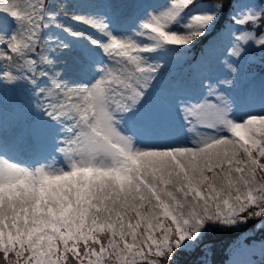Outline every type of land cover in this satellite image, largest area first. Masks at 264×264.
Returning a JSON list of instances; mask_svg holds the SVG:
<instances>
[{"label":"snow or ice","instance_id":"1","mask_svg":"<svg viewBox=\"0 0 264 264\" xmlns=\"http://www.w3.org/2000/svg\"><path fill=\"white\" fill-rule=\"evenodd\" d=\"M213 229L264 264V0H0V264H211Z\"/></svg>","mask_w":264,"mask_h":264},{"label":"trees","instance_id":"2","mask_svg":"<svg viewBox=\"0 0 264 264\" xmlns=\"http://www.w3.org/2000/svg\"><path fill=\"white\" fill-rule=\"evenodd\" d=\"M222 18V22H223ZM248 229L254 228V222H250L247 226ZM210 233L212 241L215 240L214 243L208 242L210 239ZM206 242L208 243V247L213 249L212 254H209V258L211 260V264H226L227 261L230 259V255L233 253L234 249L236 248V245L233 244V241L237 238V232L235 231H227V230H217L213 229L207 234ZM188 251H185L183 254H181L178 258L180 261L182 256H184ZM196 257H199L200 254L197 252L195 254ZM201 257V256H200ZM202 258V257H201ZM214 261V262H213ZM190 263H194V260H191ZM173 264H182V262H173ZM184 264H189L188 262H185Z\"/></svg>","mask_w":264,"mask_h":264},{"label":"rangeland","instance_id":"3","mask_svg":"<svg viewBox=\"0 0 264 264\" xmlns=\"http://www.w3.org/2000/svg\"><path fill=\"white\" fill-rule=\"evenodd\" d=\"M97 10L101 11V12H107L108 11L107 8H105L103 5L99 6V8ZM109 15H111V13H109ZM66 23L72 24V22L70 20L66 21ZM73 26H75V25H73ZM65 59H66L67 65L69 66V74L71 75L72 74L71 73V66L73 64L72 54L67 55ZM208 242H212V243L215 242V240L212 241L211 233H210V239L208 240ZM204 244L208 245L206 240L201 245V248H203ZM196 253L197 252L188 251L184 256L181 257L182 259L180 261L178 260L179 257H177L174 259V262L176 263L178 261V262H182V264H184L185 262H188L189 264H201L202 258L200 256L196 257L195 256ZM191 260H194V263H190ZM246 262H247L246 253L242 249L238 250L237 246H236V248L234 249L233 253L230 256V259L227 261L226 264H246Z\"/></svg>","mask_w":264,"mask_h":264}]
</instances>
